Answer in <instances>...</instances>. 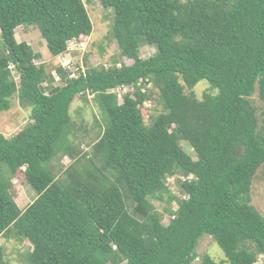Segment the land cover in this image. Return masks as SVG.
Masks as SVG:
<instances>
[{"label": "trees", "instance_id": "obj_1", "mask_svg": "<svg viewBox=\"0 0 264 264\" xmlns=\"http://www.w3.org/2000/svg\"><path fill=\"white\" fill-rule=\"evenodd\" d=\"M99 2L113 9L111 33L132 62L73 76L59 65L54 82L15 29L34 26L57 56L92 31L83 0H0V111L14 96L30 109L16 134L0 133V236L27 240L28 264H189L202 234L229 264L264 258V217L250 204L264 164V110L259 121L249 99L256 92L264 102V0ZM144 45L154 48L145 58ZM202 79L216 92L199 99L193 87ZM121 85L133 90L119 102L108 90ZM154 90L160 112L146 124L140 106ZM84 93L102 123L75 158L81 127L69 108ZM63 155L74 161L58 174L51 163ZM19 173L36 193L23 209L10 190ZM176 175L180 196L163 182ZM164 195L159 211L153 201ZM200 264L218 263L204 255Z\"/></svg>", "mask_w": 264, "mask_h": 264}, {"label": "rangeland", "instance_id": "obj_2", "mask_svg": "<svg viewBox=\"0 0 264 264\" xmlns=\"http://www.w3.org/2000/svg\"><path fill=\"white\" fill-rule=\"evenodd\" d=\"M83 2L92 23V31L89 35H83L77 39L71 40L68 43L66 51L57 56L50 55L38 30L34 26L20 25L15 29L14 37L16 41H26L32 45L34 51L41 54V59L36 62H43L45 64L46 71H51V74L54 75V82H58V77L55 75V68L59 65L65 66L67 70L71 71V74L73 71H77V69L84 70L87 66L107 67L113 62H116L117 65L130 64L132 62L131 59L119 54V46L111 33V25L114 18L113 9L102 7L99 0H83ZM153 51L154 48L152 46L144 45L140 48L139 52L140 56L145 58L151 55ZM14 79L18 81L16 75H14ZM145 90H152V87L148 86ZM193 92L195 96L200 99L204 93L213 94L216 90L212 89L209 83L202 79L193 87ZM155 96L156 93L154 90L152 97L140 106V112L146 124L150 122L151 115L160 112V107L155 101ZM249 99L251 104L255 107L256 116L260 121L261 113L264 110V102L257 97L256 92L250 96ZM118 101L120 102V100ZM69 114L76 125L81 127L76 133V138L73 140V145L76 148L75 150L77 151V147L81 150V152L77 153L75 157L77 158L82 155L83 152L89 151L92 143L98 138L97 132L100 129L95 123L96 121L102 123V121L100 111L93 101L92 95L87 93L77 94L74 97L70 104ZM29 122L30 109L21 106L16 96L12 98L9 109L0 111V133L4 136L10 137L16 134ZM180 146L186 153L195 159L192 148L186 142L181 141ZM73 161L74 160L69 159L66 155L56 156L53 158L51 166L60 174L65 168L71 165ZM22 169H24V167H22L21 170ZM178 178H180L179 175L167 176L163 179L166 189L169 190V194L180 196V190L177 185ZM10 183V190L15 202L19 208H25L34 199L36 195L35 191L25 182L22 173L13 176ZM250 195V204H252L264 217V164L258 168L253 178ZM167 196L168 195H164L163 201H153L155 207L159 211H162L163 207L168 206ZM170 203L174 209L176 207L175 201ZM167 217V215L164 216V223L167 222ZM0 249L1 260L5 264H28L26 255L31 250V244L28 243L27 240L20 242L13 236H0ZM196 253L197 258L189 264H200L204 255L210 256L218 264H229L226 261L222 249L208 234H202L199 237L196 245ZM253 264H264L262 255H259Z\"/></svg>", "mask_w": 264, "mask_h": 264}, {"label": "built area", "instance_id": "obj_3", "mask_svg": "<svg viewBox=\"0 0 264 264\" xmlns=\"http://www.w3.org/2000/svg\"><path fill=\"white\" fill-rule=\"evenodd\" d=\"M12 68V66H11ZM70 76H73V72L71 74H69ZM142 78H140L137 82V85H140V82H141ZM148 86H150V84H148ZM132 91L133 90V87H129V86H126V85H121V86H118L114 89H111L110 91L112 92H115L116 96H117V99L120 100V102L122 101V95L128 91ZM142 91H144V89L142 88Z\"/></svg>", "mask_w": 264, "mask_h": 264}, {"label": "clouds", "instance_id": "obj_4", "mask_svg": "<svg viewBox=\"0 0 264 264\" xmlns=\"http://www.w3.org/2000/svg\"><path fill=\"white\" fill-rule=\"evenodd\" d=\"M111 90V89H110ZM110 90H108V91H110ZM110 92H112V91H110Z\"/></svg>", "mask_w": 264, "mask_h": 264}]
</instances>
